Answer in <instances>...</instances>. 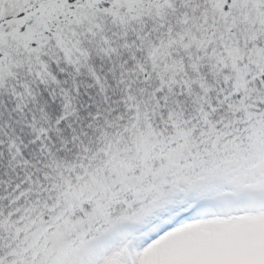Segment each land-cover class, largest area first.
Instances as JSON below:
<instances>
[{
    "label": "snow or ice",
    "instance_id": "1",
    "mask_svg": "<svg viewBox=\"0 0 264 264\" xmlns=\"http://www.w3.org/2000/svg\"><path fill=\"white\" fill-rule=\"evenodd\" d=\"M0 264H264V0H0Z\"/></svg>",
    "mask_w": 264,
    "mask_h": 264
}]
</instances>
